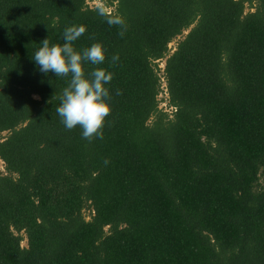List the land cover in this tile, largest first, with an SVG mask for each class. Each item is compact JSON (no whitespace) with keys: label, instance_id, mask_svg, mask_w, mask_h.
Returning <instances> with one entry per match:
<instances>
[{"label":"trees","instance_id":"16d2710c","mask_svg":"<svg viewBox=\"0 0 264 264\" xmlns=\"http://www.w3.org/2000/svg\"><path fill=\"white\" fill-rule=\"evenodd\" d=\"M90 1L0 0V264H264V0ZM73 25L114 74L91 142L33 59Z\"/></svg>","mask_w":264,"mask_h":264},{"label":"clouds","instance_id":"9594fccd","mask_svg":"<svg viewBox=\"0 0 264 264\" xmlns=\"http://www.w3.org/2000/svg\"><path fill=\"white\" fill-rule=\"evenodd\" d=\"M97 10L110 27H124L125 20L108 7L101 4ZM86 32L84 25L67 27L63 33L62 45H52L50 39H45L34 53L33 59L41 73H54L58 78H68V84L61 92L60 104L55 111L67 130L79 127L82 130V138L91 142L104 138V129L112 113L108 85L114 74L99 67L108 58L101 43H94L81 51L74 47V42ZM120 35H124L123 31ZM111 60L115 65L119 56L113 55ZM116 94L122 93L117 90Z\"/></svg>","mask_w":264,"mask_h":264},{"label":"rangeland","instance_id":"374dc122","mask_svg":"<svg viewBox=\"0 0 264 264\" xmlns=\"http://www.w3.org/2000/svg\"><path fill=\"white\" fill-rule=\"evenodd\" d=\"M101 4H103L101 1H99V0H92V1H90L89 2V6L90 7H92V8H95V7H99ZM104 5V4H103ZM188 34V32H185V34L184 35H187ZM182 39V37H179V38H177L172 44H170V49H171V52H174L175 51V49H176V47H177V45H178V42L180 41ZM159 67H160V69H164L165 68V62L163 61V62H161V63H159ZM163 89H164V91L165 92H162V94L160 95V97H159V101H160V109H163L165 112H169L170 113V109H168V107H167V94H166V90H165V84H163ZM6 134L7 133H4V134H2V135H0V140L4 137V136H6ZM4 172V165H3V163L0 161V174H2ZM86 216L87 217H90V212L89 211H87L86 212ZM26 242L25 243H23V246L24 247H26Z\"/></svg>","mask_w":264,"mask_h":264}]
</instances>
